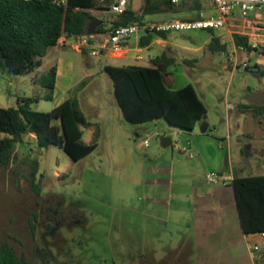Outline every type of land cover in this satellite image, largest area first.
Returning a JSON list of instances; mask_svg holds the SVG:
<instances>
[{"label": "rangeland", "instance_id": "obj_1", "mask_svg": "<svg viewBox=\"0 0 264 264\" xmlns=\"http://www.w3.org/2000/svg\"><path fill=\"white\" fill-rule=\"evenodd\" d=\"M130 3L141 13L143 0ZM255 13L264 18V8ZM95 14L109 29L113 15ZM201 14L217 16L211 0H180L168 13L145 17L190 20ZM224 32L214 31L227 44L224 53L210 51V30L168 34V40L179 46L169 53L176 64L168 71V84L171 88L192 84L208 109L193 131L172 126L164 118L140 124L128 121L117 102L113 79L102 68L106 58L90 55L91 76L86 78L79 69L82 57H75V87L85 81L77 88L78 98L88 120L99 129L98 147L73 162L60 147L41 148L35 134L24 135L11 172L0 171V234L22 237L21 225L12 224L13 217L37 220L34 264H153L178 249V237L192 220L193 184L206 183V175L217 165L212 160L217 151L218 167L242 166L244 176L264 175V120L244 108L264 103V74L229 67L228 59L236 51L232 37ZM103 36L107 39V34ZM140 36L132 37L130 46ZM237 55L239 61L246 59L249 68L258 66L264 72V52L238 50ZM52 64L49 52L39 68L41 74ZM46 93L30 83L29 75L0 77V107H16L19 97ZM55 103L41 98L32 108L50 112ZM205 125L207 133L202 132ZM94 132L95 128L83 129V140L90 143ZM163 138L172 144L164 147ZM177 146L189 147L190 152L181 153ZM34 160L39 162L35 184L41 187L40 195L31 185ZM30 235L28 226L24 240L31 245Z\"/></svg>", "mask_w": 264, "mask_h": 264}, {"label": "trees", "instance_id": "obj_2", "mask_svg": "<svg viewBox=\"0 0 264 264\" xmlns=\"http://www.w3.org/2000/svg\"><path fill=\"white\" fill-rule=\"evenodd\" d=\"M143 1L141 13L137 14L129 5L124 13L116 15L111 12L115 0H0V74L13 78L36 73L50 48L60 45L66 37L90 35L89 30L98 22L101 24L96 26L94 35H104L119 26L144 23L146 15L168 13L174 7L171 0ZM197 7L201 9L198 4ZM95 12H110L113 15L109 29ZM210 31L213 33L210 51L226 52L227 44L214 35L213 30ZM167 36L168 33L146 34L141 37L139 45L146 47L155 39H166ZM233 43L236 48L252 50L248 37L236 35ZM83 52L87 53V48ZM175 64L174 57L162 53L152 60L150 66L104 68L113 79L117 102L128 121L140 124L164 118L172 126L193 131L207 115V106L192 84L179 89H173L168 84V70ZM261 74L264 72L261 71ZM56 79L57 67L52 66L34 78L35 85L47 91L43 97H19L16 107H0V171L11 172L17 145L29 133L35 134L39 147L58 146L73 162L82 160L97 149L99 129L88 120L78 98L77 88H82L85 81L74 87L68 98L50 112L32 108V104L41 98L53 101ZM244 108L252 110L255 119L264 120V103ZM85 128H95L90 143L83 140ZM33 162L31 185L40 195L41 187L35 184L39 162ZM15 174L12 172V175ZM232 185L244 232L248 235L264 233V175H234ZM14 220L13 217L12 224L17 222L21 225L19 228L23 235L17 238L11 233L0 234V264H34L37 220ZM28 226L31 229V245L24 240Z\"/></svg>", "mask_w": 264, "mask_h": 264}, {"label": "crops", "instance_id": "obj_3", "mask_svg": "<svg viewBox=\"0 0 264 264\" xmlns=\"http://www.w3.org/2000/svg\"><path fill=\"white\" fill-rule=\"evenodd\" d=\"M129 5L133 9L134 4H131L130 0ZM135 12L139 14L140 8ZM256 15L262 17L259 13H255L252 16L255 17ZM162 21L169 20L151 21L147 20L146 17L144 18V22ZM99 25L100 23H97L96 26ZM223 34L226 36L230 35L226 30ZM142 36L137 38V43L134 46H130L128 41L124 45V49L119 53L103 51L96 56L106 58L107 64L102 68L127 65L150 66L155 57L162 53L173 57L169 53L173 51V47L179 48L178 44L168 40V36L166 39H155L149 46L141 47L139 42ZM217 36L221 35L218 34ZM103 37L102 34L92 36L93 43L91 46L94 48L99 46L104 41ZM91 46L87 47V53H84L83 50L76 49L64 39L60 45L49 49L48 53L51 52L53 56V64L50 67H57L56 90L53 99L56 100V103L53 108L64 102L68 98L70 91L76 86L75 77L78 65L75 57H82L81 66L79 67L82 75L86 78L91 76L88 71L92 67L88 60L90 55L93 56ZM234 51H237L236 47H234ZM138 56L143 59H138ZM142 61L146 64H140ZM37 74L41 75L40 69L36 73L29 75L30 83L33 85H35L34 78ZM2 76L4 75L0 74V77ZM262 156L264 158V150ZM219 157L221 155L217 151L212 158L217 165H214L210 171L224 173L227 176H231L232 179L234 175L244 176L241 174L245 171L242 166L240 168L231 166L228 170L218 167ZM205 182L199 181L193 184L192 220L186 224L183 236L178 237L180 240L178 249L169 258L167 256L166 258L154 259L153 264H264V238L261 234L248 235L244 232L232 180L227 185L221 183L211 184L207 180Z\"/></svg>", "mask_w": 264, "mask_h": 264}, {"label": "built area", "instance_id": "obj_4", "mask_svg": "<svg viewBox=\"0 0 264 264\" xmlns=\"http://www.w3.org/2000/svg\"><path fill=\"white\" fill-rule=\"evenodd\" d=\"M171 1L174 6L180 3V0ZM211 4L216 9L217 16L204 18L201 14L200 18L197 19L144 22L119 26L110 30L107 34V39L96 48L90 44V40H92L90 35L72 36L64 39L79 50L91 46L92 55L98 56L103 51L112 53L121 52L124 49V45L138 34H169L173 31H188L193 29L213 31L225 29L232 38L236 35L248 37L252 49L249 51L264 52V18L259 15L252 16L256 10L264 8V0H211ZM128 6L129 0H115L111 7V12L116 15L122 14L128 9ZM238 50L243 52L248 51L245 48H237ZM237 51L228 59L229 67H232L233 70L249 68L246 59L239 61ZM251 56L250 54L249 59ZM138 59L141 60L143 58L138 56ZM145 145L148 146L149 142L145 141ZM178 149L183 153L190 152L189 147L181 148L178 146ZM190 157H193V155L190 154ZM206 180L211 184L221 183L227 185L233 179L224 173L211 171L206 175ZM261 236L264 238V233Z\"/></svg>", "mask_w": 264, "mask_h": 264}, {"label": "water", "instance_id": "obj_5", "mask_svg": "<svg viewBox=\"0 0 264 264\" xmlns=\"http://www.w3.org/2000/svg\"><path fill=\"white\" fill-rule=\"evenodd\" d=\"M98 23L101 24V22H98ZM95 28H96V26L93 24L92 29L89 30V34L90 35H94L95 34ZM245 72H247V73H253V74H260L261 73V68L258 67V66L253 67V68H247V69H245ZM207 130H208V125H205V127L202 129V132L203 133H206ZM171 144H172V140L171 139H169V138H163L162 139V145L164 147H168Z\"/></svg>", "mask_w": 264, "mask_h": 264}]
</instances>
